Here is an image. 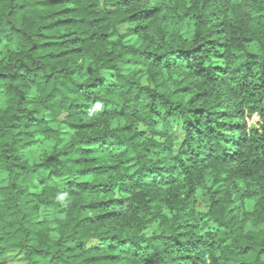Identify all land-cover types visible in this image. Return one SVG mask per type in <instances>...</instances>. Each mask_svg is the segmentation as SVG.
Returning <instances> with one entry per match:
<instances>
[{
  "label": "trees",
  "instance_id": "16d2710c",
  "mask_svg": "<svg viewBox=\"0 0 264 264\" xmlns=\"http://www.w3.org/2000/svg\"><path fill=\"white\" fill-rule=\"evenodd\" d=\"M0 264H264V0H0Z\"/></svg>",
  "mask_w": 264,
  "mask_h": 264
},
{
  "label": "rangeland",
  "instance_id": "374dc122",
  "mask_svg": "<svg viewBox=\"0 0 264 264\" xmlns=\"http://www.w3.org/2000/svg\"><path fill=\"white\" fill-rule=\"evenodd\" d=\"M245 117L249 126L256 125L260 121L259 116L257 114L248 115V113H246ZM53 143H54L53 139L52 140L44 139L40 137L38 142L35 145H33L29 150H27L26 154L31 158L40 157L43 154H45V152L49 150L51 146H53ZM198 194H203V193L198 191ZM197 197H198V201L196 203L197 209L200 211H206L208 209L206 201L203 199V197H199V196ZM245 204L247 207H250L251 205L254 204V199L246 200Z\"/></svg>",
  "mask_w": 264,
  "mask_h": 264
}]
</instances>
